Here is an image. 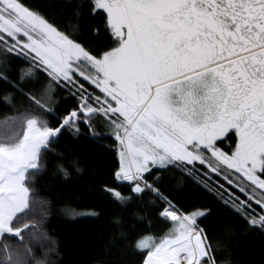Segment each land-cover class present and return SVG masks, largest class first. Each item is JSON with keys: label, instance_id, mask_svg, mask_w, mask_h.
<instances>
[{"label": "snow or ice", "instance_id": "6c2138e0", "mask_svg": "<svg viewBox=\"0 0 264 264\" xmlns=\"http://www.w3.org/2000/svg\"><path fill=\"white\" fill-rule=\"evenodd\" d=\"M57 6L0 0V264H61L39 181L82 172L65 147L82 137L118 157L97 188L110 244L138 264H231L238 226L264 235V0Z\"/></svg>", "mask_w": 264, "mask_h": 264}, {"label": "trees", "instance_id": "16d2710c", "mask_svg": "<svg viewBox=\"0 0 264 264\" xmlns=\"http://www.w3.org/2000/svg\"><path fill=\"white\" fill-rule=\"evenodd\" d=\"M26 3L47 4L43 11L51 16L58 14L59 0H25ZM6 108L0 104V120L4 119ZM10 114V113H7ZM110 140H91L82 137L78 142L65 145L66 150L82 162V172L69 179L48 174L39 181L41 197L50 202V214L46 228L59 246L61 264H111L114 260L124 264H138L139 257L126 247L109 243L112 236V209L98 191V182L106 179L118 157ZM174 183V182H173ZM197 193L184 190L178 199L196 198ZM68 210H88L99 213V217L88 215L69 218ZM223 213L216 210L206 221L209 234L222 236ZM167 226L156 224L149 233L159 238ZM230 243L231 264H264V235L258 232H244L239 226Z\"/></svg>", "mask_w": 264, "mask_h": 264}, {"label": "rangeland", "instance_id": "374dc122", "mask_svg": "<svg viewBox=\"0 0 264 264\" xmlns=\"http://www.w3.org/2000/svg\"><path fill=\"white\" fill-rule=\"evenodd\" d=\"M68 211L69 212L66 214L69 218L84 217V216L91 215V213H92V211H88V210H68ZM71 212L78 213V215H72V214H70Z\"/></svg>", "mask_w": 264, "mask_h": 264}]
</instances>
